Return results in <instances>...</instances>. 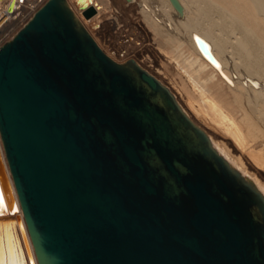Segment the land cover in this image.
Segmentation results:
<instances>
[{"label": "water", "instance_id": "1", "mask_svg": "<svg viewBox=\"0 0 264 264\" xmlns=\"http://www.w3.org/2000/svg\"><path fill=\"white\" fill-rule=\"evenodd\" d=\"M0 139L38 264H264L262 192L67 0L0 48ZM13 254L32 264L0 156V256Z\"/></svg>", "mask_w": 264, "mask_h": 264}, {"label": "bare ground", "instance_id": "2", "mask_svg": "<svg viewBox=\"0 0 264 264\" xmlns=\"http://www.w3.org/2000/svg\"><path fill=\"white\" fill-rule=\"evenodd\" d=\"M47 1L0 0V48ZM67 2L106 55L155 77L264 195V0H179L182 11L171 0ZM0 156L38 264L1 139ZM14 256L8 264H16Z\"/></svg>", "mask_w": 264, "mask_h": 264}, {"label": "rangeland", "instance_id": "3", "mask_svg": "<svg viewBox=\"0 0 264 264\" xmlns=\"http://www.w3.org/2000/svg\"><path fill=\"white\" fill-rule=\"evenodd\" d=\"M32 8H33V7L27 9L26 11H23V13H24V14H27ZM24 14H22V15H24Z\"/></svg>", "mask_w": 264, "mask_h": 264}]
</instances>
